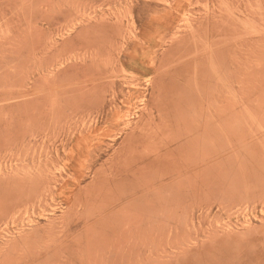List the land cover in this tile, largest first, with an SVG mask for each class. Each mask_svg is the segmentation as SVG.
Segmentation results:
<instances>
[{"label": "rangeland", "instance_id": "rangeland-1", "mask_svg": "<svg viewBox=\"0 0 264 264\" xmlns=\"http://www.w3.org/2000/svg\"><path fill=\"white\" fill-rule=\"evenodd\" d=\"M0 264H264V0H0Z\"/></svg>", "mask_w": 264, "mask_h": 264}]
</instances>
